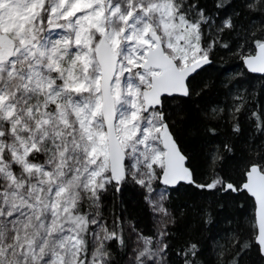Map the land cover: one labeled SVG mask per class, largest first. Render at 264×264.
<instances>
[{
	"label": "snow or ice",
	"instance_id": "obj_1",
	"mask_svg": "<svg viewBox=\"0 0 264 264\" xmlns=\"http://www.w3.org/2000/svg\"><path fill=\"white\" fill-rule=\"evenodd\" d=\"M0 264H264V0H0Z\"/></svg>",
	"mask_w": 264,
	"mask_h": 264
}]
</instances>
